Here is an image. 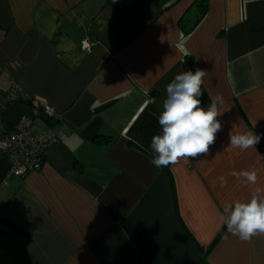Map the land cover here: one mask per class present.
Listing matches in <instances>:
<instances>
[{
    "label": "crops",
    "instance_id": "crops-1",
    "mask_svg": "<svg viewBox=\"0 0 264 264\" xmlns=\"http://www.w3.org/2000/svg\"><path fill=\"white\" fill-rule=\"evenodd\" d=\"M200 3L0 0V140L45 103L65 131L41 169L7 183L0 149V264H264V233L242 241L222 218L264 189V135L229 144L264 134V0H207L184 36ZM189 55L205 71L202 106L224 100L222 129L207 154L156 168L166 86L194 72ZM46 126L34 117V132ZM253 169L256 184L230 175Z\"/></svg>",
    "mask_w": 264,
    "mask_h": 264
},
{
    "label": "clouds",
    "instance_id": "clouds-1",
    "mask_svg": "<svg viewBox=\"0 0 264 264\" xmlns=\"http://www.w3.org/2000/svg\"><path fill=\"white\" fill-rule=\"evenodd\" d=\"M205 71L197 69L177 74L166 86V98L158 117L161 127L159 134L152 137L151 163L156 168L174 164L179 158H196L207 154L209 146L216 139V134L222 129L221 117L224 105L221 95L211 99V103L202 106L203 95L201 86ZM261 135L255 131H244L230 134L229 144L240 150L256 146ZM231 176L244 178L249 184H256V170H233ZM221 185L227 183L221 177ZM264 189L256 187L247 202H235L223 209V226L226 230L238 236L240 240H250L257 233H264Z\"/></svg>",
    "mask_w": 264,
    "mask_h": 264
},
{
    "label": "built area",
    "instance_id": "built-area-1",
    "mask_svg": "<svg viewBox=\"0 0 264 264\" xmlns=\"http://www.w3.org/2000/svg\"><path fill=\"white\" fill-rule=\"evenodd\" d=\"M92 46L93 41L89 37L85 38L82 43L83 49L89 52ZM21 88V83L14 81L9 90V98L16 100ZM38 115L44 116L48 126L39 132H34V117ZM62 119L63 114L46 103L34 109L32 114L21 116L18 123L0 140V149L11 159V168L5 183L11 176L25 177L30 172L43 167L48 148L65 136L63 127L56 128L50 124Z\"/></svg>",
    "mask_w": 264,
    "mask_h": 264
},
{
    "label": "trees",
    "instance_id": "trees-1",
    "mask_svg": "<svg viewBox=\"0 0 264 264\" xmlns=\"http://www.w3.org/2000/svg\"><path fill=\"white\" fill-rule=\"evenodd\" d=\"M200 6L202 7L201 13L195 19L193 18V20H192L193 24L191 25V27H184V36L186 34H189L191 32V30L194 29V27L201 21V19L205 15L206 9H207V6H208L207 5V0H201ZM188 62L190 64V66L192 67V69L195 71V60H194V57L189 55ZM48 123H50V122H48ZM53 123H56V122H53Z\"/></svg>",
    "mask_w": 264,
    "mask_h": 264
}]
</instances>
